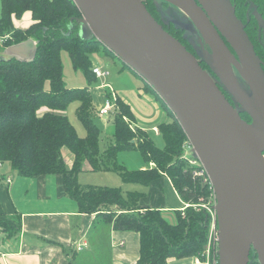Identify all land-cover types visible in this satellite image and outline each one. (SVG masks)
<instances>
[{
	"label": "trees",
	"instance_id": "1",
	"mask_svg": "<svg viewBox=\"0 0 264 264\" xmlns=\"http://www.w3.org/2000/svg\"><path fill=\"white\" fill-rule=\"evenodd\" d=\"M0 1V38L3 39L0 50L29 37L38 42L34 61L0 59V162H10L25 177L60 174L66 195L77 201L81 212L99 213L115 229L136 230L141 238V257L135 264H167L174 256H201L210 243L212 222L210 212L194 204H200L202 198L208 201L212 195L211 183H205L202 176L194 177L197 166L183 159V144L189 138L173 111L148 83L173 117L170 122L158 125L165 140L161 148L146 130H133L130 123L135 120L134 111L128 102L118 98L110 113L115 125L114 143L102 150V129L95 122L98 115L90 87L97 80L92 54L101 50L100 45L108 53L113 51L101 41L80 37L79 19L83 13L74 0ZM252 1L264 10V0ZM146 5L151 11L147 2ZM25 11H31L35 22L26 30L15 28L14 16L21 18ZM62 49L70 54L73 67L85 74L89 86L67 87ZM73 101L79 102L76 112L87 131L85 137L79 136L66 112ZM243 116L251 120L248 114ZM65 150L73 155L71 168L66 163ZM129 150L142 154L145 168L130 169L118 162V152ZM85 164L93 171H116L124 182L146 186L160 185L159 180L166 175L184 203L190 205H183L184 211L176 209V221L169 223L163 209L140 205L144 197L141 193L130 192L125 196L120 187L79 183L78 176L85 171ZM8 223L16 231L7 236L21 230L19 219L15 221L0 208V229L7 231ZM249 263L261 264L255 252L251 253Z\"/></svg>",
	"mask_w": 264,
	"mask_h": 264
},
{
	"label": "water",
	"instance_id": "2",
	"mask_svg": "<svg viewBox=\"0 0 264 264\" xmlns=\"http://www.w3.org/2000/svg\"><path fill=\"white\" fill-rule=\"evenodd\" d=\"M163 1L190 17L193 32L211 49L203 48L201 55L214 75L166 31L146 0H74L83 13L80 37L101 41L175 114L192 143L189 156L205 167L216 195L219 264H251L252 252L264 264L261 60L231 0ZM37 52L38 42L29 37L0 50V59L27 63Z\"/></svg>",
	"mask_w": 264,
	"mask_h": 264
},
{
	"label": "crops",
	"instance_id": "3",
	"mask_svg": "<svg viewBox=\"0 0 264 264\" xmlns=\"http://www.w3.org/2000/svg\"><path fill=\"white\" fill-rule=\"evenodd\" d=\"M1 12L0 1V18ZM34 22L31 11H25L21 18L16 16L13 18L15 28L23 30ZM2 40L0 38L1 42ZM103 53L107 55L108 52ZM98 66L101 67L93 63V67ZM122 68L126 70L128 66L123 63ZM128 69L135 74L131 68ZM105 77H96V82ZM106 87L109 88L107 83H103L100 88L104 91L103 88ZM91 93L97 115H103L100 108L108 98L113 99L114 96L117 99L121 97L130 104L135 115L133 124L146 131L152 127L157 134L159 131L156 129L159 123L171 120L168 110L161 113L162 117L157 111L154 117L148 118V123L141 124L139 113L130 100L114 89H105L101 96V92L94 95L91 88ZM140 94H143L155 106L163 107L161 99L148 87V83L140 89ZM99 97L101 99L103 97V100L102 103L97 102V105L95 101ZM66 163L71 168L72 162L68 163L66 160ZM86 169H91L88 164ZM160 180H166V184L176 195L178 194L172 180L166 175ZM179 197V200L172 198L173 205L167 200L162 202L160 199L151 207L164 211L167 208L182 209L186 203L180 195ZM0 208L9 217L19 219L21 227L15 236L0 240V264H135L141 257L139 233L134 229H115L114 224L99 213L81 212L77 201L66 195L60 174L25 177L15 171L10 162L1 161ZM4 234L5 232L2 233ZM195 258L196 256L182 258L174 256L168 259L167 264H197Z\"/></svg>",
	"mask_w": 264,
	"mask_h": 264
},
{
	"label": "rangeland",
	"instance_id": "4",
	"mask_svg": "<svg viewBox=\"0 0 264 264\" xmlns=\"http://www.w3.org/2000/svg\"><path fill=\"white\" fill-rule=\"evenodd\" d=\"M148 2L149 1H147V3ZM153 5L156 6L158 11L162 9V4H160L158 0H155ZM167 15L168 16L170 15V17H175V15H173L172 12H169V14ZM1 48H3V44L0 41V49ZM100 48L101 50H99V52L92 54L93 63L95 65L99 64L102 67V69L108 71L109 74L105 78L98 80L97 82L95 81L93 82V84H91L90 87L93 88V94L101 92L100 95L102 96V92H105V89L106 90L114 89L118 94L130 100L134 108L139 113L140 116L139 123L141 124L148 123V118L154 117L157 111L160 113L161 116V113L167 109L165 108L163 109L164 106L162 107L161 105L155 106L152 102L149 101V99L145 98L143 94H140V89H142L144 85L148 82H146L144 78L140 77L138 74L136 73L134 74L130 69H128L129 67L126 68V70H123L122 68L123 61L119 56H117L115 53L114 54L107 53V55H105V53L103 52L106 49H104L102 45H100ZM61 56H62V63L64 70V82L67 85V87L83 88L84 86H89L90 84L88 83L85 74H83L81 70H76L73 67L72 58L65 49L61 50ZM103 83H107V86L109 87V88L107 87L103 88L104 91H102V89L100 88L102 87ZM149 96H151V94H149ZM100 99H101L100 97L97 98L95 102L102 103L103 97L101 101ZM78 106H79V102L73 101L69 105L66 112L68 114L69 120L76 127L78 134H80L79 136L85 137L87 131L78 118L76 112ZM170 117H171L170 119L172 120L173 119L172 115ZM126 120L128 121L129 117L128 118L126 117ZM95 122L102 129L101 137H100L101 140L100 146L101 149L104 150L109 145L114 143L113 134H114L115 125H113V115H107V116L98 115L95 118ZM130 125L133 126V130L135 131L136 130L138 131L139 130L138 128H141L140 126L135 125L133 123H130ZM154 130L151 127L146 132H148L149 136L153 139L156 145L163 148L165 146V140L160 133L156 134ZM156 130L159 131V128H157ZM187 140H185L183 144V150ZM118 153H119L117 157L118 162H120L121 164L125 165L130 169H141L144 166H146V162L142 157V154L139 153L137 150L119 151ZM64 154L66 156V160L68 161V163L72 162L73 155H71V153L68 150H65ZM185 157H186V151L183 158L186 160ZM85 165L87 166V164ZM150 165L153 166L154 164L150 163ZM86 166H85V171H82L78 176L79 183H81L84 186L87 184H93L97 186L103 185L114 188L120 187L125 196L130 192L141 193L142 195H144L143 199L140 201V205L142 206L144 205L153 206V204H157L156 202H159L160 199L162 200V202L164 200H167L168 202H170L169 204L172 203L173 197L178 200L180 199L179 195L178 194L176 195L173 189L168 184H166V180L163 181L160 180V185L158 186H146L137 182H130V183L124 182L120 174L116 171L98 172V171H93L91 169L88 170L86 169ZM173 204L174 203H172V205ZM164 215L169 223L173 224V222L176 221L175 208L173 209L167 208V210L164 211ZM8 226L9 227L7 228L9 229L7 231L5 229H0V240L11 238L7 236L8 233L13 230L16 231V228L14 226H13L14 228H11L10 223H8ZM3 232H5L4 234L5 236L2 235ZM211 249L214 250V252L217 254L215 244L213 248L211 247Z\"/></svg>",
	"mask_w": 264,
	"mask_h": 264
},
{
	"label": "flooded vegetation",
	"instance_id": "5",
	"mask_svg": "<svg viewBox=\"0 0 264 264\" xmlns=\"http://www.w3.org/2000/svg\"><path fill=\"white\" fill-rule=\"evenodd\" d=\"M147 1H149L147 4L149 8H151L153 15L158 22L164 26L166 31H169L175 38L180 40V42L199 59L201 66L208 70L211 75H214L212 69L206 64L201 55L203 48L208 51H211V49L209 45L200 38L199 33L193 32L190 17H188L183 10H180L170 2L158 0L159 3L162 4V11H158L156 6L153 5L155 0H146V2ZM197 2L200 5V1L197 0ZM231 2L234 8H236L237 17L244 24L245 31L250 37L264 69V10L261 7L258 8V5L252 0H231ZM169 12H172L175 17L168 16L167 14H169ZM185 27L188 29H185ZM221 88L223 89V87ZM223 92L227 95L231 103L234 104L231 95L224 89ZM241 114L243 116V113Z\"/></svg>",
	"mask_w": 264,
	"mask_h": 264
},
{
	"label": "built area",
	"instance_id": "6",
	"mask_svg": "<svg viewBox=\"0 0 264 264\" xmlns=\"http://www.w3.org/2000/svg\"><path fill=\"white\" fill-rule=\"evenodd\" d=\"M93 71L96 75V77L98 78H102L105 77L109 74L108 71L102 69L101 67H93ZM116 101H117V97L113 96V99H107L105 104L103 105L102 108H100L101 114L103 115H109L113 110V108L116 105ZM192 148V143L190 140H187L185 146H184V150L186 151V157L191 165H195L197 166L196 169H194L193 175L194 177H200L202 176L204 179L205 183H211V189H212V195L211 197L208 199V201H204V198L201 199V203L200 204H194L195 207H203L206 208L211 215V229H210V243L208 245V247L206 248V250L203 252V254L200 256H196L195 258V262L197 264H219V250H218V233H217V221H216V211L215 208L213 207V205H215L216 202V195L214 193L213 190V185L211 182V179H209V176L205 170V167L201 164V162L198 159H195L193 157L189 156V150ZM10 181V180H8ZM187 205H190L189 203L185 204V206L187 207ZM182 211L185 210V207H182L181 209ZM216 246V250H217V254L214 252V250L211 249L212 245Z\"/></svg>",
	"mask_w": 264,
	"mask_h": 264
}]
</instances>
